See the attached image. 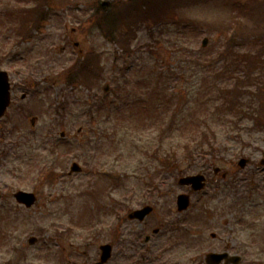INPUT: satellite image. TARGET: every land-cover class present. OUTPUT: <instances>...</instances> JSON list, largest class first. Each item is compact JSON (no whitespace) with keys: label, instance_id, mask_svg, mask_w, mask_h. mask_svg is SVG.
<instances>
[{"label":"rangeland","instance_id":"obj_1","mask_svg":"<svg viewBox=\"0 0 264 264\" xmlns=\"http://www.w3.org/2000/svg\"><path fill=\"white\" fill-rule=\"evenodd\" d=\"M103 1L116 7L113 19L125 12L126 0H50V18L42 30L19 46L0 26V70L9 75L13 99L11 109L0 120V264H91L99 246L105 243H114L113 258L107 264H119L121 246L129 245L134 232L141 229L115 223L109 209H115V199L126 198L132 189L137 193L125 199L123 209L136 208L142 201L156 202L154 197L158 195L140 194L141 184L156 179L161 169L155 159L173 152L178 159L171 163L163 181L162 177L156 179L163 184L159 196L164 198L165 208L175 207L176 196L186 192L177 184L180 176L209 172L211 180L200 200L198 196L191 197V206L185 213L189 234L181 239L183 243L178 233L176 239L166 232L160 247L145 252L151 256V264H201L203 254L225 250L241 255V264H264V253H259L263 248L254 244L264 237V191L255 195L259 200L249 203L255 209L249 208L245 226L235 227V213L228 207L233 193L220 187L224 184L220 174H212L219 167L227 177L233 175L237 161L244 157L251 161L245 172L257 171L264 178V129H257L252 121H238L228 111H217L219 101L211 99L216 98L217 87L229 86L223 79L214 87L211 72L216 65L217 70L221 68L216 57L221 49L229 47L259 57L252 79L239 81L238 88L244 90L240 98L253 99L258 105L259 96H264V0H160L154 17L162 24L148 21L139 27L129 55L106 39L96 21L89 18L95 2ZM25 5L24 0H0V12ZM203 38L208 39L205 48L201 47ZM70 41L79 45L73 49ZM195 54L201 55L200 63L208 62L205 71L194 64ZM78 57L81 63L74 69L71 85L75 88H70L67 78L73 75L69 68ZM86 62L89 73L83 68ZM81 69L85 75L79 78ZM106 83L110 86L108 99H115L117 90L126 86L127 91H136V101L123 89L122 98L115 99L123 108L115 102L106 108L110 121L105 116L89 122L85 111L102 98ZM139 86L144 88L137 92ZM162 86L164 102L168 103L158 120L161 127L147 130L159 109L150 89ZM258 86L259 96L248 93H256ZM23 94L26 98L21 100ZM60 107H65L61 111L64 117L56 113ZM31 118H36L34 126L29 123ZM112 123L118 126L114 132ZM162 125L169 128L164 137H159ZM100 128L119 140L115 144L108 143L110 139L103 141L96 151L98 141L92 140ZM202 129L218 134L219 149L212 166L192 163L183 155V144L192 141ZM62 131L72 149L62 156L50 157L51 142ZM234 137L239 141L231 143ZM229 149L238 153L227 155ZM73 162L82 172L69 176ZM100 169L119 173L120 181L95 177L94 170ZM19 190L35 194L34 207L25 209L15 203L13 194ZM201 208L210 214H203ZM95 212L99 216L91 233L88 226ZM174 213L167 219L176 220ZM69 229L71 233L67 234ZM55 230L70 237L55 236ZM211 233L216 234L215 239L210 238ZM32 236L37 242L29 246L27 240ZM246 244L251 248L245 253L242 246ZM20 254L24 259L19 260ZM124 264H134V260Z\"/></svg>","mask_w":264,"mask_h":264},{"label":"trees","instance_id":"obj_2","mask_svg":"<svg viewBox=\"0 0 264 264\" xmlns=\"http://www.w3.org/2000/svg\"><path fill=\"white\" fill-rule=\"evenodd\" d=\"M30 1L33 4L28 6V2ZM48 2V0H27L26 6L14 8L12 11L7 12L8 19L11 21V23H13L12 26H10V30L16 39L20 38L23 41L27 40L31 37L32 32L40 30L48 17L47 10L45 9L49 7ZM126 2L127 3L124 7L125 12L121 11L122 14L120 16V22L124 28L119 29L116 27L118 32L119 30L123 31V33L119 34L121 37L118 42L125 51L128 49L130 41L134 37L135 32L131 29L132 26L142 24L146 21H156V17H154V15L159 9L158 5L160 0H126ZM92 7L94 8V12L91 14V19H94L97 22L100 29H103V27L109 24V20H111V26L113 25V18L109 19L108 16L111 15L110 8L114 7V5L108 4L107 6L105 3L96 2ZM240 57L243 59V62L246 63L257 60L248 54L246 56L241 55ZM224 72L226 73V70ZM221 96L225 98L222 101V107L224 105L227 111L233 113L234 115H237L243 111L242 102H240V98L236 95L235 88H226L225 90H222ZM261 110L262 117L264 118V102H262V106L259 107V112H261ZM260 125L261 127L264 126L263 120L258 123V126ZM211 141L212 139L209 140L207 134L204 133L203 138L200 139V141H195L194 149H200L202 151L201 156L203 157L208 155L212 156L217 147L216 145H213ZM207 151L209 152L207 153Z\"/></svg>","mask_w":264,"mask_h":264},{"label":"flooded vegetation","instance_id":"obj_3","mask_svg":"<svg viewBox=\"0 0 264 264\" xmlns=\"http://www.w3.org/2000/svg\"><path fill=\"white\" fill-rule=\"evenodd\" d=\"M161 200H164V198H157V202H160ZM145 206L147 205H140L137 210ZM151 207L153 209L152 213L145 217V219L141 223H139L138 221L129 220L122 221L120 223L121 225L125 226L129 224H131V226L137 225L140 227L141 231L138 233L134 232L133 240L129 243L130 246H124L123 249L117 254L119 264H124L128 258H131L132 260L135 259V253L139 254V257L136 260V264H143V262L141 261H144L147 258L145 252H149L153 247L160 246V244H158V239L163 235L167 228V224H165V222L162 221L161 218L163 216H166L168 210L160 206L159 203H154ZM155 220H158V225L156 227H154L155 223H153ZM149 230L151 231V233H153L152 235H149L147 233ZM154 230H158V232L154 233ZM142 236L143 238L141 239ZM149 245H151V247H149ZM112 247H114L113 244ZM129 251H132L134 254L132 256H128ZM97 259L98 258L95 257L91 264H95Z\"/></svg>","mask_w":264,"mask_h":264},{"label":"water","instance_id":"obj_4","mask_svg":"<svg viewBox=\"0 0 264 264\" xmlns=\"http://www.w3.org/2000/svg\"><path fill=\"white\" fill-rule=\"evenodd\" d=\"M205 43L206 40L203 41V45H205ZM8 87L9 84H8L7 74L5 72H0V117L4 114V111L9 104ZM105 90L107 91V88H105ZM246 162H247L246 160H241L239 162V166L243 168ZM78 170L79 169L76 167V165L72 167V171H78ZM203 181H204L203 177L194 176V177H186L180 179L179 184H183V185L191 184L193 189L197 191L204 187V183H202ZM15 199L18 203L24 204L26 207H30L35 201V198L32 194H28L24 192H18L17 194H15ZM177 203H178V209L180 211L186 209L188 206V197L179 196ZM147 211L148 210L144 211V213ZM140 218H142V216ZM34 241H35L34 239H30L29 243L32 244ZM108 254H109V247H105L102 256L103 261H105L108 258ZM225 257H227L226 254H222V255L209 254L206 257V262L207 264H219L220 261ZM228 261H230L233 264H237L239 262V258L230 257Z\"/></svg>","mask_w":264,"mask_h":264}]
</instances>
